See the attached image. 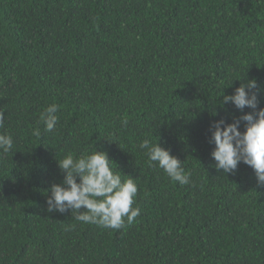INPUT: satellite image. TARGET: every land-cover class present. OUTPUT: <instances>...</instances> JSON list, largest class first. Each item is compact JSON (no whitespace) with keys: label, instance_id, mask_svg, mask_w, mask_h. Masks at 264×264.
I'll return each mask as SVG.
<instances>
[{"label":"trees","instance_id":"trees-1","mask_svg":"<svg viewBox=\"0 0 264 264\" xmlns=\"http://www.w3.org/2000/svg\"><path fill=\"white\" fill-rule=\"evenodd\" d=\"M247 78L264 108V0H0V264H264V186L218 172L208 143ZM145 138L192 182L149 166ZM95 148L138 187L119 230L47 211L57 160Z\"/></svg>","mask_w":264,"mask_h":264},{"label":"clouds","instance_id":"clouds-1","mask_svg":"<svg viewBox=\"0 0 264 264\" xmlns=\"http://www.w3.org/2000/svg\"><path fill=\"white\" fill-rule=\"evenodd\" d=\"M245 81L233 94L222 95V106L232 104L241 114L233 116L230 123L221 118L210 124L208 143L215 146L210 155L218 172L233 174L243 163L254 170L257 184L264 186V108L259 107L257 80L247 78ZM246 107L252 111L245 113ZM57 111V106L52 104L41 113L47 132H53L58 125ZM3 120L4 114L0 113V127ZM242 123L243 131L240 130ZM13 148L12 135L0 133V153L8 154ZM139 148L144 151L149 166H158L172 181L180 185L192 182L191 173L185 171L183 162L170 150L147 138ZM57 163L63 180L47 190L50 192L46 200L49 213L75 212V219L80 222L113 230L121 229L126 223L131 225L140 215V209L133 206L138 192L135 179L129 175L122 179L120 172L113 169L115 162L105 151L95 148L78 157L68 154Z\"/></svg>","mask_w":264,"mask_h":264}]
</instances>
